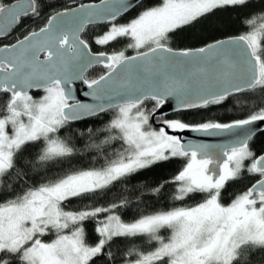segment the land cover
Returning <instances> with one entry per match:
<instances>
[{
    "label": "snow or ice",
    "instance_id": "obj_1",
    "mask_svg": "<svg viewBox=\"0 0 264 264\" xmlns=\"http://www.w3.org/2000/svg\"><path fill=\"white\" fill-rule=\"evenodd\" d=\"M46 7L47 0H0V41L26 20L43 19ZM255 7L252 0H99L56 11L14 43L0 44V264H110L116 238L145 244L129 248L123 264H250L248 253L264 252V153L250 147L264 107L231 122L156 119L170 97L181 112L264 97V11L247 15V31L216 38ZM98 20L107 31L94 43L126 41L122 50L93 53L81 39ZM187 40L201 46H173ZM97 66L102 74L86 78ZM76 81L94 103L77 99ZM107 112L113 115L100 130L104 138L89 145L101 157L97 164L44 173L42 181L30 175L76 155L62 129ZM185 132L227 140L195 142ZM33 148L39 151L29 160ZM174 160L181 168L153 191L171 185L173 200L199 202L131 222L118 214L124 200L69 208ZM242 173L254 182L225 203L228 182ZM85 221L95 222L94 244Z\"/></svg>",
    "mask_w": 264,
    "mask_h": 264
},
{
    "label": "trees",
    "instance_id": "obj_2",
    "mask_svg": "<svg viewBox=\"0 0 264 264\" xmlns=\"http://www.w3.org/2000/svg\"><path fill=\"white\" fill-rule=\"evenodd\" d=\"M87 2H99V0H87ZM256 5L253 9L244 10L241 15V22L236 24L230 30H226L217 34V39H225L229 35H238L241 32L248 30V25L243 21L249 13H259L264 11V2L262 0H252ZM47 3L52 7H46L43 11V19H37L34 22L32 20H26L22 27H18L14 34L11 35L5 42L0 44L14 43L19 37L27 34L28 31L38 28L45 23L46 18L54 14L56 11H61L66 7H74L75 2L70 0H47ZM237 13L233 12L232 18L236 19ZM130 18V17H129ZM121 22H125V18H121ZM107 31V25H98L88 27L83 34V39L86 40L92 48L94 53L100 51H107L111 54L114 51L122 50L126 44L125 42L118 43L115 46H100L94 43L95 39ZM175 47H193L201 46L194 40H187L184 42L173 41ZM129 55L133 54L131 49L128 50ZM104 70L101 67L92 69L86 76V78H97L98 75L102 74ZM36 95L37 93H33ZM151 108V104L148 105ZM259 107H264V97L254 95L251 99H244L240 101H233L232 103L226 102V106H214L211 109L196 110L192 112H184L169 117H159L161 119H181L188 123H199L206 119H217L221 122H231L235 119L245 118L250 114L251 111L257 110ZM112 113L107 112L101 116L79 122L69 124L65 129L61 130L60 135L66 138L70 144L74 145L77 149L76 155L71 157L69 160H65L62 163L49 162L44 168H38L37 171L30 173L33 177L40 179L44 178V173L48 176H52L61 170H69V168H84L97 164V161L101 159L97 155V152L93 148H89L90 144L100 143V140L104 138V134L100 132L110 119ZM89 129H91L96 136L89 138ZM107 147V146H105ZM250 147L258 155L264 153V134L257 136L250 142ZM39 149L33 148L28 154L27 159L33 160ZM111 153V148L108 149ZM182 161L174 160L167 162L163 167L156 166L153 170H149L145 175L137 174L138 178L133 179L131 183L124 182L118 183V185L111 186L110 189H106L102 194L98 195L94 200H81L76 199L69 205L71 210H79L84 207L94 206H106L112 202H120V200L126 201L125 207L118 210V214L125 222H131L143 214H150L156 211H166L173 207L181 206L182 204H195L199 200H189L187 202H180L173 200L174 188L171 185H166L160 192H154L153 189L158 183H162L166 178L173 176L182 166ZM35 181H30L34 183ZM254 182V179L246 173H242L241 179L235 181H229L226 186V194L224 196V202L227 203L230 199L244 190L246 185ZM86 231L90 236V243H95L98 239L95 234V222L85 221ZM143 248L145 247L144 242L139 239H128V238H116L113 242V246L110 251L113 254V259L110 264H123L125 259V252L129 248ZM247 260L250 264H264V252L260 250H252L247 254Z\"/></svg>",
    "mask_w": 264,
    "mask_h": 264
},
{
    "label": "water",
    "instance_id": "obj_3",
    "mask_svg": "<svg viewBox=\"0 0 264 264\" xmlns=\"http://www.w3.org/2000/svg\"><path fill=\"white\" fill-rule=\"evenodd\" d=\"M70 1H73L77 4L79 3H96V2H87V0H70ZM99 3V2H97ZM75 5V6H76ZM74 6V7H75ZM98 25H105V23L103 21H95L93 22L92 24L88 25V27H92V26H98ZM86 28V29H87ZM86 31V30H85ZM84 31V32H85ZM83 33H81V39H83ZM3 41V40H2ZM94 53V52H93ZM43 58V57H41ZM99 67V66H97ZM97 67H94V68H97ZM94 68H90L88 69V71L86 72V76L87 74ZM84 91H87V87L86 85H84L83 83H81L80 81H76L75 84H74V92H75V95L77 97V99L81 100L82 102L84 103H94L93 99L91 97H86L83 95V92ZM33 93H36L35 90ZM176 104V100L175 98H169L168 102L163 106V108L160 109L159 112H157L156 114V119L159 118V117H167V116H171V115H175L177 113H181V111H175L173 110L174 109V106ZM173 106V107H170ZM191 111H196V110H191ZM191 111H183V112H191ZM163 112L165 115L164 116H161L160 113ZM105 113H100L98 116H101ZM98 116H93V117H85L83 119H80V120H76V121H73L71 122L70 124H74V123H79V122H83V121H86V120H89V119H92V118H95V117H98ZM258 125H259V128L258 130L256 131V135H258L260 132H262L264 130V122H257ZM186 139H192L194 140L195 142H202V143H213V144H216V143H222V142H225L227 140V136H224V137H205L203 136L202 134H198V133H191V132H185L182 134ZM255 135V136H256ZM254 136V137H255ZM253 137V138H254Z\"/></svg>",
    "mask_w": 264,
    "mask_h": 264
},
{
    "label": "flooded vegetation",
    "instance_id": "obj_4",
    "mask_svg": "<svg viewBox=\"0 0 264 264\" xmlns=\"http://www.w3.org/2000/svg\"><path fill=\"white\" fill-rule=\"evenodd\" d=\"M192 112V111H191ZM181 113H184V112H181ZM177 114H179V113H177ZM176 115V114H175ZM172 116V115H171ZM167 117H169V116H167ZM261 134H264V130L262 131V132H260L258 135H256L253 139H255L257 136H259V135H261Z\"/></svg>",
    "mask_w": 264,
    "mask_h": 264
},
{
    "label": "rangeland",
    "instance_id": "obj_5",
    "mask_svg": "<svg viewBox=\"0 0 264 264\" xmlns=\"http://www.w3.org/2000/svg\"><path fill=\"white\" fill-rule=\"evenodd\" d=\"M10 37V36H9ZM9 37L5 38L3 41H0V43L5 42Z\"/></svg>",
    "mask_w": 264,
    "mask_h": 264
}]
</instances>
